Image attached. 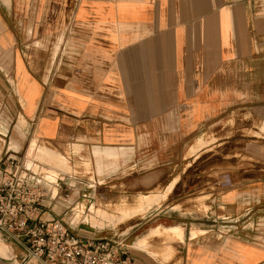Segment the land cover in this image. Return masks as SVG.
Instances as JSON below:
<instances>
[{
  "label": "crops",
  "instance_id": "1",
  "mask_svg": "<svg viewBox=\"0 0 264 264\" xmlns=\"http://www.w3.org/2000/svg\"><path fill=\"white\" fill-rule=\"evenodd\" d=\"M233 120L244 135L223 137ZM207 133L230 167L185 180ZM12 160L45 186L36 217L84 239L122 242L74 222L83 202L164 198L123 241L183 239L130 264H264V0H0V177ZM26 251L0 233V264H41Z\"/></svg>",
  "mask_w": 264,
  "mask_h": 264
},
{
  "label": "built area",
  "instance_id": "2",
  "mask_svg": "<svg viewBox=\"0 0 264 264\" xmlns=\"http://www.w3.org/2000/svg\"><path fill=\"white\" fill-rule=\"evenodd\" d=\"M26 173V168L12 160L0 177V233L26 246L25 260L41 264H130L120 241L73 235L72 224L63 219L40 221L36 214L46 189Z\"/></svg>",
  "mask_w": 264,
  "mask_h": 264
},
{
  "label": "rangeland",
  "instance_id": "3",
  "mask_svg": "<svg viewBox=\"0 0 264 264\" xmlns=\"http://www.w3.org/2000/svg\"><path fill=\"white\" fill-rule=\"evenodd\" d=\"M240 135H242V136L244 135L243 122L242 123L241 122L236 123L233 120L230 123V127L227 129V132L222 136L223 137H228V136L236 137V136H240ZM214 138L218 139L219 136L214 137V135L212 133H207L204 136L200 137V139H198V141L196 140L197 142L195 141L196 145L194 143V145L191 147V149L189 151V155H196L197 156L198 151H200L203 148H204V151L200 154L199 157L197 156L198 157L197 159H195L193 162H191V164H190V166L186 172L187 174H185V177H184L185 180L188 177L190 179V181H193V178L196 181L198 178L195 175L199 172H201L203 174L201 179L206 178V179L212 180V178H213L212 170L214 167L217 169L219 167H221L222 170H223V168L226 169V168L230 167L228 165V163L225 164V162H227V161H223V158L219 159L220 155H221V151L223 150V148L217 147V148L213 149L212 145L215 142ZM200 140L203 141L202 146H200L201 145ZM197 146H200V147L196 148V150H194V152H192L193 147H197ZM220 162H221V164H219ZM56 166L63 168V169H66V172L69 171L67 168V164L64 160H60ZM193 175H194V177H193ZM216 178L218 179V175H216ZM178 181H179V177H178ZM178 181H177V183H178ZM53 192L55 193L56 191L53 190ZM96 193H97L98 199H102L101 198L102 193L100 192V190H97ZM82 199H83V197H82ZM161 199H164V198H160V199H157L156 197L155 198H153V197L144 198V196H141L138 199L137 205L136 206H130V207H128V205H127V204H132V202L130 200L129 201L128 200L120 201V202H118V204H120V206H116V205H114L116 202L114 204H112V203H109L103 199V200L98 201L96 204H94L91 209H84L83 206L86 202H83L82 203L83 205L80 208H79V206H77V210H75L73 212V213H75L73 215L75 217L73 220H74V222H77V223L81 222V221H83V223H89V225H91L92 227H95V229L97 231H102V230L113 231L114 233H116L117 236L121 237L123 245L126 244L125 249L127 250L128 255H130V253L133 251V249L149 252V249L152 247V245L155 241L163 242L164 244L169 245L170 239H171L170 237L177 238L178 240L183 239V235H182L183 229L179 226H174V227H170L171 229L165 228V227H157V228L151 229L145 235L139 237L136 240V242L134 243V245H132L131 243L127 244L126 242L123 241V239L133 238L136 235L137 230L136 229L134 230V227L137 224V220L138 219H147V217H148L147 215H149V213H150V208L153 205L158 204ZM187 199H190V200L187 203L189 205V209H187L186 212L191 211V213H193L197 217L206 216V214L209 211V208L205 207L203 205L204 200L206 199L205 197L200 198V195L193 194V195L188 196ZM121 204H126V205H121ZM121 209H122V214L133 213V215L131 217H129L123 223L117 225L115 223L114 217L117 216L118 211H119V214L121 213L120 212ZM175 209H177V208H175ZM94 211H97L98 213H94ZM99 213H100V215H98ZM86 214H87V216L85 217L86 218L85 219L84 215H86ZM83 218H84V220H83ZM109 218H111L113 221L110 220ZM91 220L93 221V225H92ZM108 221H110V222H108ZM167 229H169V230H167ZM166 235H168L169 237H167ZM173 240H175V239H173ZM164 244L161 243L158 245V247L162 248V249L164 248V250H165ZM148 247H149V249L145 250V248H148ZM169 253H170V255L168 257L166 256L167 258L163 257L164 254H169ZM173 254H175V251H162L160 256L155 257L156 256L155 255L152 258L165 261L167 259L168 260L172 259Z\"/></svg>",
  "mask_w": 264,
  "mask_h": 264
},
{
  "label": "bare ground",
  "instance_id": "4",
  "mask_svg": "<svg viewBox=\"0 0 264 264\" xmlns=\"http://www.w3.org/2000/svg\"><path fill=\"white\" fill-rule=\"evenodd\" d=\"M53 175V174H51ZM119 212V211H118ZM120 215L119 216H115L114 219H115V223L118 225V224H121L123 223L124 221H126L129 217H131L133 215V213H129V214H122V209L120 211ZM94 213H98L97 211H94ZM92 214V213H91ZM100 215V213L98 214ZM77 217V216H76ZM108 217V216H107ZM110 217V216H109ZM106 218V217H105ZM86 219V218H85ZM110 220H112L111 218H109ZM106 220V219H105ZM92 221V220H91ZM107 221V220H106ZM113 221V220H112ZM99 222V221H98ZM110 222V221H108ZM91 223V222H90ZM95 224V223H94ZM99 224V223H98ZM101 224V223H100ZM115 224V225H116ZM92 225H93V221H92ZM100 226V225H99Z\"/></svg>",
  "mask_w": 264,
  "mask_h": 264
}]
</instances>
